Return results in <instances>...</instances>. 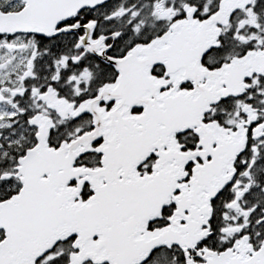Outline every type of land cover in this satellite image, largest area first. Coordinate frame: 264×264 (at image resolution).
Instances as JSON below:
<instances>
[{"label":"snow or ice","instance_id":"6c2138e0","mask_svg":"<svg viewBox=\"0 0 264 264\" xmlns=\"http://www.w3.org/2000/svg\"><path fill=\"white\" fill-rule=\"evenodd\" d=\"M0 264H264V0H0Z\"/></svg>","mask_w":264,"mask_h":264}]
</instances>
